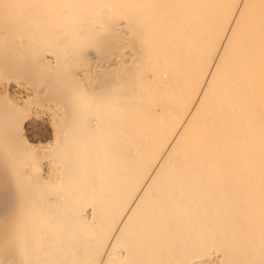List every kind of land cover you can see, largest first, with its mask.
<instances>
[{
	"label": "bare ground",
	"instance_id": "bare-ground-1",
	"mask_svg": "<svg viewBox=\"0 0 264 264\" xmlns=\"http://www.w3.org/2000/svg\"><path fill=\"white\" fill-rule=\"evenodd\" d=\"M0 264H264V0H0Z\"/></svg>",
	"mask_w": 264,
	"mask_h": 264
},
{
	"label": "rangeland",
	"instance_id": "rangeland-1",
	"mask_svg": "<svg viewBox=\"0 0 264 264\" xmlns=\"http://www.w3.org/2000/svg\"><path fill=\"white\" fill-rule=\"evenodd\" d=\"M32 121H34V123H39L38 121L36 122V120H32ZM31 123H32V122H31ZM45 126L47 127V124H45L44 127H45ZM46 127H45V128H46ZM47 129H48V127L46 128V131H42V130H41L40 132H42V133L39 132V134H37L36 136H33V135H32L33 137H32V136H28V137H29L28 139H29V140L31 139L30 141H31V142H34V144L37 143L38 141H39V142L47 141V140H48V139H47V133H45V132H47ZM45 134H46V135H45Z\"/></svg>",
	"mask_w": 264,
	"mask_h": 264
}]
</instances>
